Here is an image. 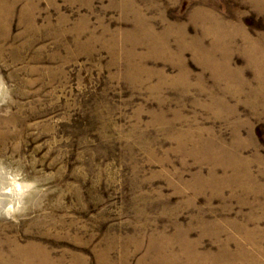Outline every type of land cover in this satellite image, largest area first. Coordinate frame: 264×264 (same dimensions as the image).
<instances>
[{
	"label": "rangeland",
	"instance_id": "374dc122",
	"mask_svg": "<svg viewBox=\"0 0 264 264\" xmlns=\"http://www.w3.org/2000/svg\"><path fill=\"white\" fill-rule=\"evenodd\" d=\"M1 1L0 264H264V0Z\"/></svg>",
	"mask_w": 264,
	"mask_h": 264
},
{
	"label": "bare ground",
	"instance_id": "6f19581e",
	"mask_svg": "<svg viewBox=\"0 0 264 264\" xmlns=\"http://www.w3.org/2000/svg\"><path fill=\"white\" fill-rule=\"evenodd\" d=\"M0 4H2V1L0 0ZM2 13V10H1V8H0V14ZM3 22V19H2V17L0 16V24ZM258 243V242H257ZM257 250H261L262 248L261 247H257L256 248ZM243 252V251H242Z\"/></svg>",
	"mask_w": 264,
	"mask_h": 264
}]
</instances>
